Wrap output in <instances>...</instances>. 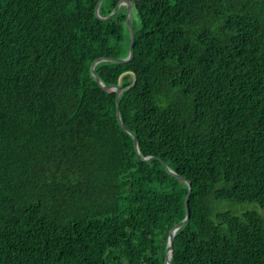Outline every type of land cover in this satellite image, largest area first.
<instances>
[{
    "label": "trees",
    "instance_id": "16d2710c",
    "mask_svg": "<svg viewBox=\"0 0 264 264\" xmlns=\"http://www.w3.org/2000/svg\"><path fill=\"white\" fill-rule=\"evenodd\" d=\"M128 1L140 155L127 6L0 0V264H166L188 195L172 264H264V0Z\"/></svg>",
    "mask_w": 264,
    "mask_h": 264
},
{
    "label": "water",
    "instance_id": "95a60500",
    "mask_svg": "<svg viewBox=\"0 0 264 264\" xmlns=\"http://www.w3.org/2000/svg\"><path fill=\"white\" fill-rule=\"evenodd\" d=\"M103 2V0H99L98 4H97V7H96V15L98 18H100L101 20H109L111 17H113L116 12L118 11L119 7L121 5H126L127 6V15H126V19H127V25L130 29V33H131V43H130V52H129V55L125 58V59H115V58H100L98 60H96L93 65H92V75L93 77L95 78L96 82L98 83V85L100 87H102L103 89H106V90H110V91H113L116 93V96H117V119L118 121L120 122V124L122 125V127L131 135L133 136L134 138V142H135V150L137 152L138 155H140V152L138 150V144H137V138H136V135L130 130L128 129L121 121V118H120V107H119V97H120V94H121V87H120V84H116V85H103L99 79H98V76L94 70V67L97 63L99 62H102V61H111V62H117V63H125V62H128L130 61L133 56H134V43H135V33H134V30L132 28V25H131V21H130V13H131V9H132V4L130 1L128 0H122L120 1L117 6L115 7V9L113 10V12L108 15L107 17H101L99 15V7L101 5V3ZM145 160H149L151 158H144ZM166 166V165H165ZM166 169L172 173L173 175H175L176 177H179L178 175H176L174 172H172L167 166H166ZM181 178V177H179ZM183 181H185L188 186H189V194L191 192V183L186 181L185 179L181 178ZM190 217V209H189V195L186 199V217L185 219L180 222L178 225H176L170 232V235H169V239H168V243H167V248H166V258H165V262L166 264H172L171 262V253H172V247H173V241H174V237H175V234L177 232V230L179 228H181L189 219Z\"/></svg>",
    "mask_w": 264,
    "mask_h": 264
},
{
    "label": "rangeland",
    "instance_id": "374dc122",
    "mask_svg": "<svg viewBox=\"0 0 264 264\" xmlns=\"http://www.w3.org/2000/svg\"><path fill=\"white\" fill-rule=\"evenodd\" d=\"M135 20H137V19L135 18ZM133 25H134V27H136V25H137V22H134V20H133ZM237 207L240 208L239 209L240 212H247V211H251V210H255V209L259 208V206L254 205V204H241V205H238Z\"/></svg>",
    "mask_w": 264,
    "mask_h": 264
}]
</instances>
